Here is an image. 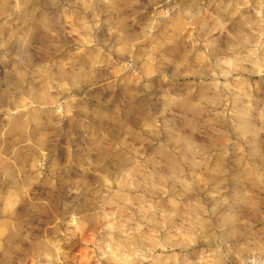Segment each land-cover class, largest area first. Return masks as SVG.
Masks as SVG:
<instances>
[{
    "label": "clouds",
    "instance_id": "clouds-1",
    "mask_svg": "<svg viewBox=\"0 0 264 264\" xmlns=\"http://www.w3.org/2000/svg\"><path fill=\"white\" fill-rule=\"evenodd\" d=\"M0 264H264V0H0Z\"/></svg>",
    "mask_w": 264,
    "mask_h": 264
}]
</instances>
